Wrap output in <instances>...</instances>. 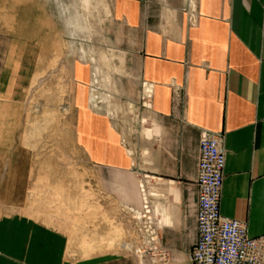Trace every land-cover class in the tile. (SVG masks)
Here are the masks:
<instances>
[{"label": "crops", "instance_id": "0c3cea01", "mask_svg": "<svg viewBox=\"0 0 264 264\" xmlns=\"http://www.w3.org/2000/svg\"><path fill=\"white\" fill-rule=\"evenodd\" d=\"M110 10L120 26V95L132 85L144 111L137 129L120 119L115 131L83 107L77 89L76 142L93 172L86 255L62 229L14 212L0 214V264H142L136 257L147 249L166 252L163 264H192L203 129L224 133L222 215L244 222L252 237L264 235V0H111ZM3 38L0 98L10 101L20 66L14 34ZM76 66L72 74L88 81ZM144 196L157 236L145 249L136 219Z\"/></svg>", "mask_w": 264, "mask_h": 264}, {"label": "rangeland", "instance_id": "374dc122", "mask_svg": "<svg viewBox=\"0 0 264 264\" xmlns=\"http://www.w3.org/2000/svg\"><path fill=\"white\" fill-rule=\"evenodd\" d=\"M26 1L0 0V33L14 34L20 66L14 98H0V214L24 213L62 229L86 255L92 209L87 181L93 172L84 147L76 142L77 89L83 90V107L107 118L115 131L120 119L138 128L143 102L132 85L127 98L120 95V26L111 0ZM40 4L46 9V26ZM8 22L13 28H6ZM73 65L87 70L88 81L72 74ZM116 214L112 205V216ZM133 224L128 218L126 242L131 245L137 238ZM140 244L145 249V239ZM136 258L142 264H163L167 255L147 249Z\"/></svg>", "mask_w": 264, "mask_h": 264}, {"label": "built area", "instance_id": "2783aa9c", "mask_svg": "<svg viewBox=\"0 0 264 264\" xmlns=\"http://www.w3.org/2000/svg\"><path fill=\"white\" fill-rule=\"evenodd\" d=\"M224 133L203 129L197 160V238L190 251L192 264H264V235L252 237L244 222L222 215L221 189L224 178ZM142 189H144L142 187ZM151 205L143 197L136 216L139 233L147 242L157 236ZM166 256V252H159Z\"/></svg>", "mask_w": 264, "mask_h": 264}]
</instances>
